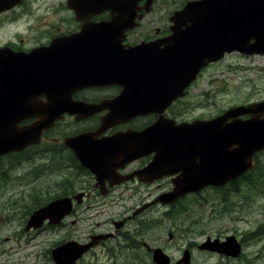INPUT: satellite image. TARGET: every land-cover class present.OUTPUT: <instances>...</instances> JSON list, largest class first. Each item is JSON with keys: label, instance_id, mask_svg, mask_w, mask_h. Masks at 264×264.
<instances>
[{"label": "flooded vegetation", "instance_id": "af4514ba", "mask_svg": "<svg viewBox=\"0 0 264 264\" xmlns=\"http://www.w3.org/2000/svg\"><path fill=\"white\" fill-rule=\"evenodd\" d=\"M40 1L41 4L35 7ZM192 1L186 0L180 5L176 0H64L59 3L60 7H65L68 21L74 22L67 29L53 32L48 37L45 31L34 46H27L16 40L0 42V119L12 118L8 124L1 121V124H4L0 126V189L9 187L7 190L13 192L15 182H27L25 178L28 174L16 170L19 174L14 175L13 170L21 164H26L25 168H28L31 163L40 166H44L46 162L59 166L64 164L66 167L68 165L76 172L80 170L87 176L88 182H93L88 191L67 192L56 198H67L70 201V213L66 214L60 223L53 224L46 220L39 227H30L28 223L32 213L51 201L29 215L24 226V232L28 236L33 234L35 238L65 230L62 240L48 244L52 246L48 250L45 245L38 251L36 257L41 259L43 264L47 257L54 263L53 251L66 244H70L69 249L72 251L75 248L80 250L84 245L88 246V250L76 264H99L104 259L107 260L105 264H123V256L130 259L136 255V246L143 240H140L138 235L126 234L115 227L112 231L108 224L115 222L106 220L105 217L101 220V217L105 215V206L111 203L105 200L121 199L129 193H132L129 197L135 195L138 186L124 185L123 183L128 182L125 178L138 179L133 174L149 164L151 157L145 155L146 157L127 163L125 167L117 170L116 177H111L97 186L96 176L82 166L77 154L65 145L64 139L90 134L92 142L84 149L83 155L93 163L104 164L108 157L114 154L127 155L128 152L104 150L105 144L101 141L119 136L116 140L121 146L127 147L130 145L131 133H140L154 124L158 114L150 113L127 121L119 120V123L110 125L102 133L96 134L102 127L103 120L111 115L110 108L100 109L88 116L83 114L85 117L66 113L63 121L49 131L39 133L38 142L23 145L25 138L34 139L25 135V131L46 117L48 100H70L71 97L77 102L101 104L104 101L116 100L125 91V86L135 85L136 88V85H142L143 80L148 81L153 72L147 58L143 56L142 46L153 44L157 51H161L172 43L175 13ZM59 4L46 3V0H0V20L13 19V22H16L33 16L42 21L47 17V7L54 8ZM20 21L13 25L19 26ZM11 26H4L3 31L8 33ZM51 69L61 71L58 77H62V80H58L59 84L74 88L62 87L58 94L46 89L48 70ZM74 120L81 122L72 123ZM68 122L69 128L64 131L65 136L60 137V140L48 142L50 134ZM109 144L118 147L114 142ZM24 172L29 173L30 170L24 169ZM81 193L84 194L81 204L85 199H95V205L83 207L78 204ZM92 194L94 195L91 197ZM106 195L110 196L99 200L106 198ZM83 210H93L95 213L94 216L87 217V222L93 224L87 236H79L71 229V226L74 227L82 219L79 218L78 211ZM69 220L71 221L68 224ZM108 234L113 235L109 240ZM143 245L151 258L155 250H163L147 243ZM190 256L192 259L191 252ZM137 257L142 259L141 250Z\"/></svg>", "mask_w": 264, "mask_h": 264}, {"label": "rangeland", "instance_id": "374dc122", "mask_svg": "<svg viewBox=\"0 0 264 264\" xmlns=\"http://www.w3.org/2000/svg\"><path fill=\"white\" fill-rule=\"evenodd\" d=\"M61 1L64 2L46 0V3L59 4ZM185 2L186 0H176L180 5ZM39 4L41 1L34 6ZM46 16L42 21L33 16L22 21L19 19V26L13 25L18 22H13V19L0 20V42L16 40L27 46H34L45 31L48 37L74 23L73 20L68 21V13L60 4L54 8L47 7ZM6 25H13L8 33L3 31ZM210 66L203 71L187 97L173 107L172 116L176 119L186 122L194 119L208 120L213 115L223 114L231 109L248 108L252 103L264 101V55L246 57L234 53ZM77 122L81 120H74L72 123ZM67 127L69 128V122L53 131L48 142L64 137ZM25 165L15 166L13 174H19L16 170L28 174L25 178L27 182H15L13 192L7 190L9 187L0 189V264H43L36 257L38 251L45 245L48 250L52 247L48 244L62 240L65 230L35 238L33 234L28 236L24 232V226L29 215L67 192L88 191L93 186V182H88L87 176L80 170L76 172L67 164L66 167L64 164L59 166L50 162H46L44 166L31 163L28 168ZM24 169H29L30 172L25 173ZM248 175L247 182L235 186L239 196L237 199L235 196L231 198L229 207L220 202V190L213 191V188H208L199 196L185 195L169 206L170 203L162 200L167 199L165 195L174 192L175 187L170 180L166 183L165 180L152 183L129 180L123 184L138 186L133 197H129L132 195L129 193L121 199H107L110 195L99 198L111 202L105 206V215L101 220L103 217L113 220L114 224H108L112 231L115 227L126 234L138 235L143 240L136 246V255L130 259L123 256V264H156L144 243L162 248L171 257V263L183 259L185 253L191 252V264H264V237L254 239L251 236L253 231L264 229V153L259 157L257 167L248 172ZM11 193L13 194L10 195ZM208 204L211 205L209 209ZM80 205L94 206L95 199H85ZM168 209L171 211H167ZM94 214L93 210L78 211V216L82 219L74 227L71 226L72 231L79 236H87L93 225L92 222H87V217ZM112 236L108 234L107 239ZM212 236L221 240L230 236L237 237L242 245V252L228 258L200 250L199 246L203 242L209 243L207 238H213ZM140 250L142 259L137 257ZM106 261L104 259L99 264H105ZM45 264L54 263L47 257Z\"/></svg>", "mask_w": 264, "mask_h": 264}, {"label": "water", "instance_id": "95a60500", "mask_svg": "<svg viewBox=\"0 0 264 264\" xmlns=\"http://www.w3.org/2000/svg\"><path fill=\"white\" fill-rule=\"evenodd\" d=\"M194 4L195 3H190L187 7V10L189 11V17L190 12L194 10ZM201 4L196 7L198 10L195 9L198 14V18L193 22L192 29L199 32H210L214 40H224L225 37L227 40H230V35L233 34L235 36L233 38L235 44L234 46H240L242 48L240 50L249 49L251 54L264 51V48H256V44H260V40H263L264 36V0H211L210 2H204L203 5ZM182 19H184L182 17V12L177 13L176 22ZM189 29L191 30V27ZM222 30L225 31L222 32ZM250 39H254L256 42L249 45L248 43ZM226 50L227 49L224 48L222 53H224ZM217 53L204 57L202 60L197 62L196 66L192 68L194 72L191 70V75H193L204 64H206L204 59L212 61L213 58L211 57L215 56ZM191 81L192 76L184 83H181L178 88L184 87ZM115 103H117L118 106L116 108L113 107V104ZM155 103L156 101H154L153 105ZM162 104L164 106V102H162ZM74 105H77L79 109H83L85 111L84 113H86L85 115L87 116L96 113L100 109L106 107L110 108L112 113L109 118L104 120L101 131L109 128L110 125L119 123V120L127 121L131 119L135 113L140 112L138 111L133 113L131 109L125 108L123 101L114 103L108 102L105 104L102 103L100 105L72 103L66 99H59L57 102L48 101L47 116L46 118L43 117L37 123L39 126L34 129V131L38 130L35 141L39 139V131L48 130L55 124L57 120L62 119V114L65 112L72 114L73 110L71 109ZM128 108H130V105ZM144 113L148 112L146 111ZM248 113H251L253 117L247 122L239 119L233 120L229 124L226 123L229 118L235 119L236 116L238 117L239 115ZM262 115H264V103L255 105L249 110L236 109L235 111L228 112L225 116L217 119L213 124L211 122L210 124L212 125H210L208 129L203 127V124H195L191 126H185L184 130H175L176 136L174 142L172 143V150L170 152H164L162 157L161 155H158L152 166L138 173L140 179L142 180L143 176L145 175L151 176L155 173H158L160 168H157L156 166L159 165L162 160H166L173 165L174 170L170 172V174L179 171L189 173L183 180L181 178L175 182L176 186L173 193L164 196L167 199L162 200V202L168 203L176 201L178 198L186 195L189 192H192L193 190H199L205 185H225L228 181L236 179L243 172L252 168L254 160L253 155L264 150V119L262 122H257ZM152 130V128H149L141 134L147 135ZM211 130H217L220 135L214 133L211 134L209 142L206 143V141L202 140L201 138H208L209 132ZM101 131L99 133H102ZM183 134H185V138H183ZM86 138H88L87 135L68 139L66 140V144L77 152L83 167L89 169L102 183L103 179L109 176L111 172V174H113L115 169L123 167L122 163L124 156H119L116 158V161L112 162V158H114L113 156L109 162L104 164H97L88 161L87 157H83L79 154L81 151H83L82 145H84L79 142H81L82 139L85 140ZM196 140H198V142H196ZM89 141L90 140H85L87 143H89ZM106 148L113 149L114 147L108 146ZM197 156H199V163L196 161L198 159ZM200 161L202 167L199 165ZM158 177H160V175L152 176V178ZM69 204L70 203L68 199H60L51 203L47 207L42 208L33 215L29 222L30 227H38L42 225V223L47 219H50L51 223H58L65 215V212L61 211V209H68V207H70ZM227 241L228 244H220L219 241L214 243L209 242L208 249L212 251H218L222 254H226L227 256H237L241 251L240 244H238V241L235 237H230ZM69 246L70 244H66L53 251V259L57 264H74L80 255L87 249V247H85L84 250L80 252L75 248L72 251V249H69ZM71 251L78 254L74 255ZM158 254L161 255V258L159 257L160 259L156 258ZM158 254L155 256L158 264H166V260H168L167 257L162 253ZM185 263L189 264V261L186 260Z\"/></svg>", "mask_w": 264, "mask_h": 264}, {"label": "trees", "instance_id": "16d2710c", "mask_svg": "<svg viewBox=\"0 0 264 264\" xmlns=\"http://www.w3.org/2000/svg\"><path fill=\"white\" fill-rule=\"evenodd\" d=\"M252 238L256 239V238H263L264 237V229L263 230H255L252 232L251 234Z\"/></svg>", "mask_w": 264, "mask_h": 264}]
</instances>
